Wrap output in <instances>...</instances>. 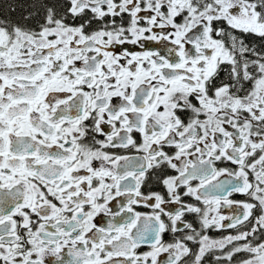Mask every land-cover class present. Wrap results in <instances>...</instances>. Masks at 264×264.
<instances>
[{
  "label": "snow or ice",
  "instance_id": "1",
  "mask_svg": "<svg viewBox=\"0 0 264 264\" xmlns=\"http://www.w3.org/2000/svg\"><path fill=\"white\" fill-rule=\"evenodd\" d=\"M23 7L0 15V264H264V0Z\"/></svg>",
  "mask_w": 264,
  "mask_h": 264
},
{
  "label": "flooded vegetation",
  "instance_id": "2",
  "mask_svg": "<svg viewBox=\"0 0 264 264\" xmlns=\"http://www.w3.org/2000/svg\"><path fill=\"white\" fill-rule=\"evenodd\" d=\"M28 0H0V5H4L3 9H0V15H9L14 21H18L22 15H26L23 5L27 4ZM12 4L14 10L10 13L7 12L6 5Z\"/></svg>",
  "mask_w": 264,
  "mask_h": 264
}]
</instances>
